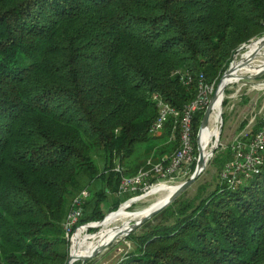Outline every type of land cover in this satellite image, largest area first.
<instances>
[{
  "label": "trees",
  "instance_id": "16d2710c",
  "mask_svg": "<svg viewBox=\"0 0 264 264\" xmlns=\"http://www.w3.org/2000/svg\"><path fill=\"white\" fill-rule=\"evenodd\" d=\"M262 35L264 0H0V264H66L73 197L99 182L82 222L100 221L123 175L180 145L171 118L164 143L136 154L157 138L154 94L182 111L200 74L217 83ZM232 158L231 147L216 155L221 172ZM207 190L184 191L131 232L135 248L117 264H264V167Z\"/></svg>",
  "mask_w": 264,
  "mask_h": 264
},
{
  "label": "built area",
  "instance_id": "2783aa9c",
  "mask_svg": "<svg viewBox=\"0 0 264 264\" xmlns=\"http://www.w3.org/2000/svg\"><path fill=\"white\" fill-rule=\"evenodd\" d=\"M264 36V35H263ZM181 82L189 85L193 77L190 72L179 69L176 71ZM214 83H208L203 74L198 81L196 98L186 104L182 111L169 104L160 94H154L153 99L158 109V115L150 126V133H159L165 128L166 122L173 119L172 138L179 134L180 145L168 156L154 162L148 159L147 166L141 167L134 176H122L118 195L138 190H150L161 183H173L191 174V167L197 160L193 134V118L198 110H205L213 94ZM260 89H264V86ZM264 110V106H263ZM259 129L252 130L257 125L256 118H252L232 143L233 158L225 163L221 178L232 186L241 184L255 174H259L264 167V117ZM116 170L123 173V167L118 164ZM90 197L89 188L82 189L76 194L68 211L64 223L65 237L68 242L69 253L75 248H84L81 241L96 240V234L90 230L97 227L94 222L83 223L85 204ZM85 249V248H84ZM95 257V256H94ZM91 257V258H94ZM89 259H76L73 264H93Z\"/></svg>",
  "mask_w": 264,
  "mask_h": 264
},
{
  "label": "rangeland",
  "instance_id": "374dc122",
  "mask_svg": "<svg viewBox=\"0 0 264 264\" xmlns=\"http://www.w3.org/2000/svg\"><path fill=\"white\" fill-rule=\"evenodd\" d=\"M257 38H253V39H257ZM257 48H261V47L257 46ZM262 48L264 49V47ZM246 51H247V48L245 49L240 48L234 54L233 57L236 58L237 56L236 60H238L241 57L240 54H243ZM248 59H249V56L246 61H248ZM260 73H262L260 77L253 78V79L245 78L246 76L252 77ZM246 76L239 81H237L233 77L231 79V82L225 88L223 108H222V120L223 121H222V126H221L220 134H219V146L215 148L214 154L210 157L206 170L200 175V177L194 182V184L190 188L187 189L188 196H194L197 193L199 186L201 185H207L208 186L207 191L215 188L217 183L220 181L221 167L223 164V162L220 163V159L216 160L215 157L218 154L219 155L226 154V152L229 150V147L232 146V143L234 142L235 138L240 134V132L243 129L246 128L247 124L244 127H242L243 123L245 122L248 123L254 117L256 118L255 124L256 123L262 124L263 122L262 118L264 117V110H263L264 89H260V88L264 86V63L261 64L259 68L253 70L252 72H249ZM219 81L220 79L218 80L217 83H214L213 93L216 90V87ZM162 131H160L157 134L151 133V134H155L157 138L151 137L147 141L138 143L136 154L144 155L145 151H147L148 149H151V148H148L149 144L151 143L164 142L165 137L163 138L161 136V134L163 133ZM215 133H216V129H214L211 132V134L208 136L207 141H206V146H205L206 149L209 148L211 150L212 146L214 145L213 142H214ZM191 174L188 177H185L183 179H178L173 183H161V184L176 185L188 179L191 176ZM100 186L101 184L99 182L92 183L89 189L91 190L90 197H89L90 199H92V197L94 196L95 189H98V187L100 188ZM156 187L157 186L153 188H156ZM146 191H148V193H145ZM146 191L142 189V190H138L137 192H128L123 195H120V197H118V195H115V194H109L108 203L105 202L103 204L104 212L107 214L112 212L111 211L112 206L114 204V201L116 200H124L126 198L129 199L132 197L135 198L142 194H144L145 196H143L137 202L133 203V205L130 206L129 208L123 210L120 214H118L117 218L123 217L128 212H133L136 210L137 211L147 210L156 202V199L159 195H152L150 194L149 190H146ZM113 214L114 213L108 216V218L109 217L110 218L109 219L107 218L108 220L106 219L107 223L104 226L101 225V227H103V231H106L107 229L114 226L115 219H112L111 217ZM101 227L98 226L95 228V230L94 228L91 229L90 233L97 234L98 231L101 229ZM114 232L115 230L108 231L106 234V237H108L110 234ZM134 248H135V243L132 242L130 239H128L126 236L125 238L120 239L118 242L111 243L102 252L97 254L94 258H91V262H93V264H117L125 257L127 253L132 251Z\"/></svg>",
  "mask_w": 264,
  "mask_h": 264
},
{
  "label": "water",
  "instance_id": "95a60500",
  "mask_svg": "<svg viewBox=\"0 0 264 264\" xmlns=\"http://www.w3.org/2000/svg\"><path fill=\"white\" fill-rule=\"evenodd\" d=\"M258 39L262 40V42L264 43V36L257 38V40ZM254 40H256V39H252L250 42H252ZM249 43L243 44V46L241 48H244ZM234 62H235V57H233L229 67L226 69V71L221 76L220 81L217 84L216 90L212 94L211 99H210L206 109L204 110V114H203V117L201 120V124H200L198 134H197V140H196L198 156H197V160H196L195 170L193 171L191 176L188 179H186L185 181L179 183L176 186V188L167 196V198L161 204L149 208L148 211H146V213L143 216H141L139 219H131L129 224H127V226L124 229L119 225H114L113 227L107 229L106 231H103V227H101V224L108 218V216L110 214L118 212L124 204H126L130 201L132 202L134 197L129 198L126 201H124L119 206V208L117 210L108 213L104 219L94 222L95 226L101 227V229L96 234V240L98 242L97 245L91 250L87 249V250H83L82 252H80L79 248H75L73 251H71L69 253V257H68L66 264H73L76 259H89L91 257H94L97 254H99L100 252H102L105 248H107L111 243L118 242L120 239H123L126 236H128L131 232L138 229L142 224L147 222L154 215H156L162 209H164L170 203H172L184 191H186L188 188H190L194 184V182L200 177V175L206 170L210 158H209V156H207L204 153V150L202 147V142H201V135H202L203 130L209 125L210 118H211V115H212L213 110H214V104H215V101L218 98L219 94L221 96H223V99L221 101V106L223 108L224 92H225L226 86L229 84V83H225V82H226L227 78H229L233 75V71H234V69H233L234 65L233 64H234ZM261 75H262V73L257 74V75L252 76V77L246 76L245 78L253 79V78L260 77ZM219 118H220L219 124L221 127L222 121H223L222 120V112L220 113ZM218 146H219V142L216 145L212 146V148L210 150V155L214 154L215 148ZM145 193H148V191H146ZM142 195H144V194H142ZM142 195H139V196H142ZM118 228H120L119 231L112 237V239L109 241H106L107 240V237H106L107 232L111 231V230L118 229Z\"/></svg>",
  "mask_w": 264,
  "mask_h": 264
},
{
  "label": "bare ground",
  "instance_id": "6f19581e",
  "mask_svg": "<svg viewBox=\"0 0 264 264\" xmlns=\"http://www.w3.org/2000/svg\"><path fill=\"white\" fill-rule=\"evenodd\" d=\"M261 37H263V36H261ZM257 46H260L261 48H257ZM262 47H264V43L260 39H258V40L256 39V40L250 42L248 45H246L244 47V49L247 48V51L243 54H240L241 57L238 60H236L237 59V56H236L235 62L233 64L234 65L233 66V69H234L233 75L231 77L227 78L225 83H230L231 79L233 77L237 81H239V80L243 79L249 72H252L253 70L259 68L260 65L264 63V49ZM248 56H249V59H248V61H246ZM222 99H223V96H221L219 94L218 98L216 99L215 104H214V110H213V113L211 115L209 125L203 130L202 135H201V142H202V147H203L204 153L207 156H209V158L212 155H210V149L209 148L206 149V147H205L206 141H207L208 136L211 134V132L214 129H216L213 144L216 145L219 142V134H220V129H221L220 124H219L220 123L219 115L222 112V106H221ZM158 185H155V186H157L156 188H153L152 190L150 189L151 191L149 190L150 194L159 195L156 199V202L151 207L161 204L167 198V196L176 188V186L178 184H176V185L158 184ZM143 196H145V195L135 197L132 200V202L130 201V202L124 204L118 212H115L111 216L112 219H115L114 225H119L124 229L127 226V224H129L131 219H139L141 216H143L146 213V211H148V209L147 210H139V211L136 210L133 212H128L123 217L117 218L118 214H120L123 210L132 206L133 203L140 200ZM119 229L120 228L115 229V232L110 234L107 237L106 241L111 240L112 237L119 231ZM80 243L81 244L84 243V244H82V246L83 245L85 246V247L83 246L85 249L84 248L79 249L80 252H82L83 250L93 249L97 245L98 242H97V240H92L89 242H86L85 240H83Z\"/></svg>",
  "mask_w": 264,
  "mask_h": 264
},
{
  "label": "crops",
  "instance_id": "0c3cea01",
  "mask_svg": "<svg viewBox=\"0 0 264 264\" xmlns=\"http://www.w3.org/2000/svg\"><path fill=\"white\" fill-rule=\"evenodd\" d=\"M164 142H160V143H158V144H163ZM168 155H170V154H168ZM168 155H163V157H166V156H168Z\"/></svg>",
  "mask_w": 264,
  "mask_h": 264
}]
</instances>
